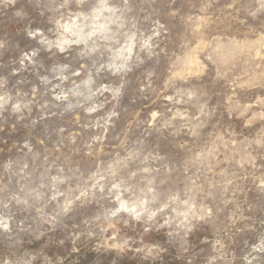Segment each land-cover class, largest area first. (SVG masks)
Listing matches in <instances>:
<instances>
[{
	"label": "rangeland",
	"instance_id": "obj_1",
	"mask_svg": "<svg viewBox=\"0 0 264 264\" xmlns=\"http://www.w3.org/2000/svg\"><path fill=\"white\" fill-rule=\"evenodd\" d=\"M0 264H264V0H0Z\"/></svg>",
	"mask_w": 264,
	"mask_h": 264
},
{
	"label": "clouds",
	"instance_id": "obj_2",
	"mask_svg": "<svg viewBox=\"0 0 264 264\" xmlns=\"http://www.w3.org/2000/svg\"><path fill=\"white\" fill-rule=\"evenodd\" d=\"M118 199V198H117ZM121 208H123V205H121ZM115 215V213H113Z\"/></svg>",
	"mask_w": 264,
	"mask_h": 264
}]
</instances>
